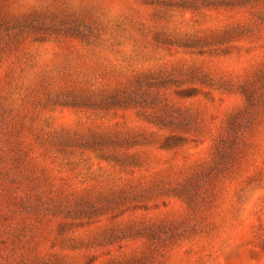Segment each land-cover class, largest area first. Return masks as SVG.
<instances>
[{
    "label": "rangeland",
    "instance_id": "374dc122",
    "mask_svg": "<svg viewBox=\"0 0 264 264\" xmlns=\"http://www.w3.org/2000/svg\"><path fill=\"white\" fill-rule=\"evenodd\" d=\"M0 264H264V0H0Z\"/></svg>",
    "mask_w": 264,
    "mask_h": 264
},
{
    "label": "trees",
    "instance_id": "16d2710c",
    "mask_svg": "<svg viewBox=\"0 0 264 264\" xmlns=\"http://www.w3.org/2000/svg\"><path fill=\"white\" fill-rule=\"evenodd\" d=\"M173 140H175V139H173Z\"/></svg>",
    "mask_w": 264,
    "mask_h": 264
}]
</instances>
